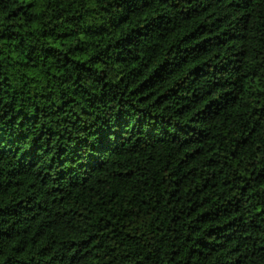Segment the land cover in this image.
I'll return each mask as SVG.
<instances>
[{
	"label": "trees",
	"instance_id": "16d2710c",
	"mask_svg": "<svg viewBox=\"0 0 264 264\" xmlns=\"http://www.w3.org/2000/svg\"><path fill=\"white\" fill-rule=\"evenodd\" d=\"M0 264H264V0H0Z\"/></svg>",
	"mask_w": 264,
	"mask_h": 264
}]
</instances>
